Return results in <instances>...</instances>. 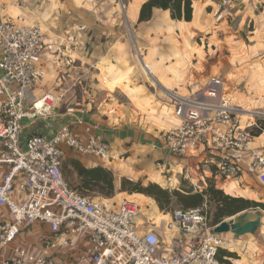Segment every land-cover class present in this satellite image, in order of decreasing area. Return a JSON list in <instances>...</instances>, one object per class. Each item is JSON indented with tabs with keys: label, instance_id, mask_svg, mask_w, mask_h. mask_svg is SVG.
Masks as SVG:
<instances>
[{
	"label": "built area",
	"instance_id": "built-area-1",
	"mask_svg": "<svg viewBox=\"0 0 264 264\" xmlns=\"http://www.w3.org/2000/svg\"><path fill=\"white\" fill-rule=\"evenodd\" d=\"M219 3L228 7L232 0ZM45 29L41 23L15 25L0 17V166L6 168L0 207L10 216L0 223V264H224L218 253L227 242L211 233L214 225L202 207L174 211L164 229L170 234L166 248L155 230L135 228V203L122 201L113 209L115 202L68 185L62 172L64 147L104 163L119 156L102 139L75 135L72 126L82 124L84 108L68 106L71 121L50 138L34 134L21 143L24 121L51 117L65 93L29 99L39 76L33 59ZM171 97L179 122L153 148L181 162L199 146H211L224 154L215 165L227 177L239 171L227 152H246L264 186V151L253 146L252 135L240 124L222 78L210 75L202 86ZM35 224L47 230L38 231L40 243L32 251L19 240L24 227Z\"/></svg>",
	"mask_w": 264,
	"mask_h": 264
},
{
	"label": "crops",
	"instance_id": "crops-1",
	"mask_svg": "<svg viewBox=\"0 0 264 264\" xmlns=\"http://www.w3.org/2000/svg\"><path fill=\"white\" fill-rule=\"evenodd\" d=\"M145 1L134 0L136 4L134 20L138 21L140 7ZM192 2L194 5L193 0ZM118 6L116 0H0V17L3 20L15 25H33L42 22L46 27L43 44L33 59L39 76L30 91V100L46 93L58 95L60 90L67 91L73 86L77 87L82 78L88 82H91L95 76L99 78L96 84L85 83L88 86H95L82 100H76L75 93H71L64 100L62 99V103L56 107L51 117L26 119L23 123L21 143L26 137L34 134L50 138L62 125L71 121V116L66 113L68 106H83L85 112L81 115L82 124L72 126L75 135L80 139L93 137L102 139L109 144L112 152L126 156H122L117 163L111 162L108 165L92 155L77 157L76 162L84 167L102 165L110 170L114 178L116 195L128 192L121 190L122 178L139 181L143 179L142 173L145 170L158 166L159 169H166L167 172L176 171L173 182L172 176L160 174L156 176L158 183L167 177L170 184L172 182L173 186L177 187L176 184L179 183L177 177H182L191 185L193 191H196L205 187V180H210L225 194L264 203V186L258 181L257 173L246 153L238 150L227 152L226 156L238 165L239 171L235 177L225 178L220 177V170L212 163L224 154H220L211 146H199L181 162L176 161L173 155L153 148L154 145L160 144L166 126L171 121L170 117L179 122L173 115L175 103L171 94L185 93L172 91V88L179 85L184 90L194 84L200 85L204 77L215 75L225 81L226 91L232 101V92L228 89L235 86L234 84H245L244 81L239 80V77L251 72L264 73V0H232V4L228 7H222L219 0H201L198 6L194 7L190 21L170 18L182 26L194 23L197 32L212 27L213 34L208 36L206 41H203L202 36L199 38L201 42H196L204 53L201 66H198L197 62H191L189 68L187 65L185 69L182 67L183 61L178 63L170 61L165 65L164 71L169 72L171 76L164 81L157 77V82L166 90L162 98H155L154 91L150 94L145 92L146 89L142 85L140 90V84L131 81V78H136L135 74L131 73V69L120 71L109 66L110 62H107L108 51L122 36V16ZM158 10H154L151 18ZM165 12L169 15L167 11ZM218 33L221 34L220 37H217ZM215 35L217 38H213ZM220 47L222 50L232 48L233 52L227 55V59L220 58L221 55L218 53ZM80 60L93 64L92 66L99 73L90 70L86 74L87 69L80 65ZM151 67L156 78L159 70L152 65ZM215 72L219 73L213 74ZM230 74L233 78H228ZM101 78L102 81H107L108 87L111 85L114 87L111 90H104ZM120 95H124L126 99L121 98ZM1 101L0 95V106ZM244 116L250 117L240 121L252 135L253 146L264 151V130L253 127L255 122L250 121L252 115L244 114ZM5 173L6 168L0 166V177ZM137 195L148 198L142 193ZM245 210H260L261 227H264V209L258 206L249 207L234 215ZM148 215H143L142 218L138 216L142 220L140 232L147 230L158 232L155 229L156 224ZM234 215L227 216L223 220ZM9 218L6 209L0 207V223ZM40 229L45 231L47 227L40 224L24 227L19 240L22 246L32 251L37 250L40 243L38 238ZM159 235L165 243L164 246L168 248L170 234L166 235L165 241L160 233ZM220 236L236 248L229 249L234 255L238 254L241 248H245L243 249L245 251L252 249V254L258 253V257L259 252L264 251L262 245L264 229L258 228L253 234L243 235L224 232ZM222 248L218 254L225 251ZM224 258L230 259L227 256Z\"/></svg>",
	"mask_w": 264,
	"mask_h": 264
},
{
	"label": "rangeland",
	"instance_id": "rangeland-1",
	"mask_svg": "<svg viewBox=\"0 0 264 264\" xmlns=\"http://www.w3.org/2000/svg\"><path fill=\"white\" fill-rule=\"evenodd\" d=\"M117 3H119V13L122 16V36L121 39L114 44V46L108 51L107 55V62H110L109 66L113 68H117L120 71H127V69H131V73L135 74L136 78H131V81L136 84H140V90L143 88L146 89L145 92L151 93V91H154L155 98H162L164 97V92L166 90L161 87V85L157 82V77L160 78L162 81H164L165 78L171 76V74L167 71H164V67L167 63L170 61L178 63L179 61H183V68H189V64L191 62L195 63L197 62L198 66L202 65V61L204 59V53L201 51V49L197 46V43H200V37L203 36V41L207 39L208 36H211L213 34V28L210 27L208 29H205L203 31L197 32L196 25L191 24H185L182 26L178 24L176 21H172L169 17V15L165 11L158 10V12L153 16V18L149 19L148 21H143V23L138 22L137 20H134L133 13H134V6L136 5L134 3V0H116ZM194 5L193 7L196 8L198 4L201 2V0H193ZM42 25H45L41 22ZM251 25V24H250ZM208 30V31H206ZM215 34V33H214ZM220 33L217 34V37H220ZM216 35L213 36V38H217ZM207 44V42H205ZM214 45V44H213ZM233 52L231 49H223L220 47L218 49V53L220 58L227 59V55L231 54ZM218 53L216 56H218ZM213 58V57H212ZM211 60V59H209ZM106 62V63H107ZM148 64H145V63ZM80 65L83 68H86L85 71L86 74L90 70L91 72L95 71L97 73L98 70L92 66L93 64H89L85 60H80ZM151 64L154 68H157L159 70V75H153V68L151 67ZM90 72V73H91ZM157 73V72H156ZM219 72H215L213 74H218ZM246 73V72H244ZM208 76V75H206ZM95 76L94 79L91 82H88V80L81 79L78 86H73L69 90H65V93L63 95V100L66 98V96H69L71 93H75L76 100H82L83 97L85 98V94L89 93L91 91V88L94 86H88L85 83H94L96 84L99 81V78ZM228 78H233V75H229ZM101 78V85L104 87V90H111L114 86L111 85L108 87L107 84H104L102 82ZM207 78L204 77L200 83V85H191L190 88H184L185 85L183 84V88H180L179 85L177 87L172 88V91H183L182 93H187L190 90H194L200 86H202ZM38 80V79H37ZM36 81H34V85L36 84ZM240 81H244L245 84L239 85L234 84L236 86H231L228 90L229 92H232V101L233 104L236 105L237 111L236 114L238 115L239 121L242 119V121L246 120L247 116H244V114L252 115V118L250 121L255 122L253 127L255 129H261L264 130V73L259 72H251L242 75L239 77ZM166 81V80H165ZM111 83V82H110ZM142 85V86H141ZM154 88H153V87ZM33 89V88H32ZM227 92V91H226ZM117 93V92H115ZM228 94V93H227ZM118 95V94H117ZM121 98L126 97L124 95H120ZM38 98V97H36ZM35 98V99H36ZM62 103V102H61ZM60 103V104H61ZM81 105V104H80ZM81 107L83 106H76ZM243 114V115H242ZM171 121L166 126V129H169L170 127L176 125L178 122L173 118L170 117ZM250 118V117H247ZM240 124L242 126H245L243 122L240 121ZM65 155H64V161L62 166V172L66 179V181L71 186H75L78 182L76 171L74 167L72 166V161H76L77 157L86 156L88 154H82L74 152L72 149H69L67 147H64ZM246 153V152H243ZM249 157L248 153H246ZM89 156V155H88ZM122 156L119 155L116 156L114 160L107 161L106 164H110L111 162L117 163ZM250 159V158H249ZM111 160V159H110ZM215 165V161L212 162ZM106 165V166H107ZM217 166V165H215ZM147 168V167H146ZM211 168H213L211 166ZM216 169H219L218 166ZM175 170L173 172H167L166 169H159L158 166H155V168L151 167L148 170H145L142 173V178L139 179V182L142 186H146L149 183H155L159 185L160 187L169 190V192H172L173 189H185L188 190L191 188V185L186 182L182 177H177L179 180V183L176 184L177 187H174L172 182L175 178ZM164 173V174H162ZM172 176V182L170 184V181L165 178L161 180L159 183L156 179V176ZM220 177H225L224 174L219 172ZM155 176V177H154ZM154 180V181H152ZM206 185L204 188L207 187L208 182L205 180ZM173 187H172V186ZM203 188V189H204ZM198 190V189H197ZM92 196H99L103 197L104 199H108L109 202H115L113 204V209H116L119 205V202L127 201L133 202L136 205H138V214L137 218L135 219L133 225L136 229L139 230L140 224L142 223V220L138 218L144 215H148L152 222L156 224L155 229L162 235L164 238V241L166 240V235L168 234L164 229L165 225L168 221V219L171 217L170 215H173L174 211L177 210H183V207L181 204L177 201L176 197L172 196L171 201L169 204L164 203L163 209L161 210L159 206L157 205L156 201L148 196L145 195L148 198L142 197L137 195V192L132 193H123L113 196L104 197L96 192L89 193ZM158 206V207H157ZM199 207H202L203 210L207 213V216L210 220V223L212 224L213 215L215 213V204L214 202H204ZM154 210V212H152ZM151 212V214H150ZM261 230L264 229V227H260ZM165 244V243H164ZM262 245L264 246V242H262ZM230 251L229 249H236L232 243L229 244L227 242L222 250ZM245 248L239 249V253L232 257H230L229 261L231 264H264V251L259 252L260 256L258 257V253L252 254V249H248L247 251L243 250ZM221 254V252H220ZM234 260H237V263L234 262Z\"/></svg>",
	"mask_w": 264,
	"mask_h": 264
},
{
	"label": "trees",
	"instance_id": "trees-1",
	"mask_svg": "<svg viewBox=\"0 0 264 264\" xmlns=\"http://www.w3.org/2000/svg\"><path fill=\"white\" fill-rule=\"evenodd\" d=\"M156 9L167 11L172 20L190 21L193 16L194 7L192 0H146L140 7L138 21H148ZM72 166L76 171L78 182L74 187L67 183L73 189H76L84 195H90L89 193L91 192H96L104 197L115 194L113 174L106 167L102 165L84 167L76 161H72ZM207 182V187L202 190L193 191L192 188L188 190L180 188L173 189L172 192H169V190L155 183L142 186L139 181L122 178L121 190H126L129 193L137 192L148 195L156 201L161 210L163 209L164 203H170L172 196L176 197L177 201L183 207V210L212 201L215 204V213L211 225H216L225 217L234 215L249 207L258 206L264 209V203L249 201L243 197L225 194L222 189L215 186L214 182L210 180ZM233 255V252L221 251L218 258L224 264H231L224 256L231 257Z\"/></svg>",
	"mask_w": 264,
	"mask_h": 264
},
{
	"label": "water",
	"instance_id": "water-1",
	"mask_svg": "<svg viewBox=\"0 0 264 264\" xmlns=\"http://www.w3.org/2000/svg\"><path fill=\"white\" fill-rule=\"evenodd\" d=\"M262 212L245 210L227 220H222L211 229L212 234L231 232L234 235L253 234L261 227Z\"/></svg>",
	"mask_w": 264,
	"mask_h": 264
}]
</instances>
